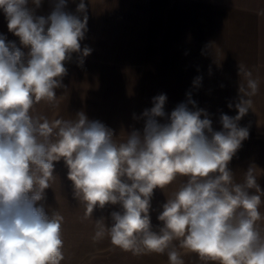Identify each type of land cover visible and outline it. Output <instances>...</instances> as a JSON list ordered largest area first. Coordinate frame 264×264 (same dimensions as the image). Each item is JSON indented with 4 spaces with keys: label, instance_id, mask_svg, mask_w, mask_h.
<instances>
[{
    "label": "clouds",
    "instance_id": "1",
    "mask_svg": "<svg viewBox=\"0 0 264 264\" xmlns=\"http://www.w3.org/2000/svg\"><path fill=\"white\" fill-rule=\"evenodd\" d=\"M68 3L54 0L43 16L37 15L43 0H0L8 31L29 49L25 54L0 33V264H61L64 259L63 217L49 214L41 203L60 160L75 197L85 205V219L97 208L119 206L110 214V227L97 220L95 238L107 232L114 246L135 254L167 251L170 264H184L173 241L210 264H264V234L257 227L264 191L254 167L242 183L229 168L249 136L238 122L251 110L259 80L239 64L244 80L237 101L228 104L237 114H221L220 131L190 94L170 114L167 96L154 97L153 107L142 113L143 130L133 129L122 142L83 112L69 120L33 116L34 105L55 101L73 54L83 64L92 51L81 47L88 5L79 0L72 12ZM201 79L196 77L194 85ZM178 176L186 181L163 204L157 217L162 226L154 230V190Z\"/></svg>",
    "mask_w": 264,
    "mask_h": 264
},
{
    "label": "crops",
    "instance_id": "2",
    "mask_svg": "<svg viewBox=\"0 0 264 264\" xmlns=\"http://www.w3.org/2000/svg\"><path fill=\"white\" fill-rule=\"evenodd\" d=\"M88 22L81 47L92 51L80 64L78 54L66 63L67 75L56 89L52 103L34 105L33 116L75 119L78 112L114 131L117 142L133 129L143 130L142 113L153 107V98L165 94V112L191 99L209 113L215 131L222 130L221 114L235 116L228 104L238 99V66L243 64L259 80L251 97V110L238 122L249 136L229 163L234 180L242 183L254 167L264 191V0H85ZM79 0H69L75 12ZM54 0H43L37 15L47 16ZM0 33L23 50L19 38L8 31L0 11ZM20 45V46H19ZM88 67V68H87ZM201 77L199 86L194 85ZM191 108L192 105L189 104ZM203 118V117H202ZM163 123L164 120L161 119ZM54 179L45 190V210L63 217L64 259L61 264H156L163 254L124 251L111 243L107 232L95 238L97 220L111 226V212L118 205L97 208L85 219L86 208L74 195L63 160L54 162ZM186 181L178 176L170 185L154 190L150 217L153 229L162 226L157 217L162 206ZM255 194V189L249 190ZM258 229L264 234V196ZM191 261V259H190ZM195 258V263H197Z\"/></svg>",
    "mask_w": 264,
    "mask_h": 264
},
{
    "label": "rangeland",
    "instance_id": "3",
    "mask_svg": "<svg viewBox=\"0 0 264 264\" xmlns=\"http://www.w3.org/2000/svg\"><path fill=\"white\" fill-rule=\"evenodd\" d=\"M20 46V45H19ZM23 50L25 52V54H27V52L29 51V49L22 47ZM66 68L69 67V65H65ZM88 68V67H87ZM173 247L174 249L178 252V254L180 255V257L182 258L184 264H210L209 261L206 260H202L196 253L194 252H190L184 248H182L180 246L179 241H173ZM195 258L199 261H197V263H195ZM191 259V261H190ZM156 264H170V261L168 259V255L167 257L164 259V261L156 263Z\"/></svg>",
    "mask_w": 264,
    "mask_h": 264
}]
</instances>
